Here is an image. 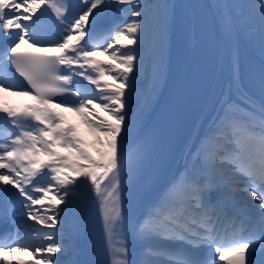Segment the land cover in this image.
<instances>
[{
    "label": "snow or ice",
    "instance_id": "obj_1",
    "mask_svg": "<svg viewBox=\"0 0 264 264\" xmlns=\"http://www.w3.org/2000/svg\"><path fill=\"white\" fill-rule=\"evenodd\" d=\"M214 7L212 44L231 78L165 179L146 123L169 74L175 6L0 0V223L11 226L0 264H85L75 240L92 197L111 264H264V0ZM242 40L259 54L255 91ZM132 191L138 205L125 203ZM129 234L144 246L135 262Z\"/></svg>",
    "mask_w": 264,
    "mask_h": 264
},
{
    "label": "bare ground",
    "instance_id": "obj_2",
    "mask_svg": "<svg viewBox=\"0 0 264 264\" xmlns=\"http://www.w3.org/2000/svg\"><path fill=\"white\" fill-rule=\"evenodd\" d=\"M208 1H209L210 5L213 6L211 8H212L214 18H215V15L217 14V10L214 6L217 3L231 4L233 6L234 13H238L240 11V8L237 6H242V5L249 2V0H208ZM168 3L174 5V0H168ZM170 34H171V30H170ZM169 41H170V36H169ZM241 45H242L243 50L245 52V56L247 57L246 62L250 65V67H252L254 69L253 66L259 64L258 51L247 40H242ZM168 48H169V45H168ZM97 58L101 59V60L106 59V57H103V56H98ZM216 65H217V68H216L214 80H213L212 87L210 89L208 98L206 100V103L214 94L218 95L221 91L225 90L227 87V84L231 78L226 60L223 63H221L219 57L217 56ZM233 98L234 99L236 98L235 89H233ZM206 103H205V106H206ZM205 106L202 108L201 114L199 116V118L201 117L199 122L191 130V134H190V137L188 140V144H190L191 141L197 139V136H196L197 128L199 129L200 134H203V132H204V130L208 124V121L211 118V114H212L211 107L206 109ZM69 114H71V113H69ZM72 120H73V118H72ZM73 124H74V121H73ZM88 141H90V139H88ZM185 147H186V145L183 147L182 151L180 152V155L178 156L175 164L170 168V170L166 176V179L170 178L172 175H174L175 173L179 172L182 169V167H183L182 157H183V154L185 152ZM89 150L92 151L93 155H96V153L93 149L90 148ZM92 199H94V197L90 198L88 205L92 202ZM82 214H86V213L83 211ZM82 224H84V221H81V225ZM80 232H81V228H80L79 234L76 238L81 241V233Z\"/></svg>",
    "mask_w": 264,
    "mask_h": 264
},
{
    "label": "rangeland",
    "instance_id": "obj_3",
    "mask_svg": "<svg viewBox=\"0 0 264 264\" xmlns=\"http://www.w3.org/2000/svg\"><path fill=\"white\" fill-rule=\"evenodd\" d=\"M91 142V141H90Z\"/></svg>",
    "mask_w": 264,
    "mask_h": 264
}]
</instances>
